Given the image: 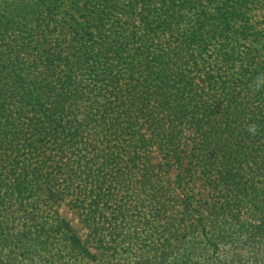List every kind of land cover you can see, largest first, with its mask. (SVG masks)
<instances>
[{
	"label": "trees",
	"instance_id": "trees-1",
	"mask_svg": "<svg viewBox=\"0 0 264 264\" xmlns=\"http://www.w3.org/2000/svg\"><path fill=\"white\" fill-rule=\"evenodd\" d=\"M257 4L0 0V264H264Z\"/></svg>",
	"mask_w": 264,
	"mask_h": 264
},
{
	"label": "rangeland",
	"instance_id": "rangeland-1",
	"mask_svg": "<svg viewBox=\"0 0 264 264\" xmlns=\"http://www.w3.org/2000/svg\"><path fill=\"white\" fill-rule=\"evenodd\" d=\"M254 7L256 8L259 7L258 9L255 10V12H258L256 20L259 22V24H264V15H263L264 6H262L261 4H257ZM60 213L63 217L67 218L71 222L73 228L78 232V234L83 239L87 238L88 230L85 227L84 223L81 222V219L77 216V214H75L72 210H70L66 206L60 207Z\"/></svg>",
	"mask_w": 264,
	"mask_h": 264
},
{
	"label": "clouds",
	"instance_id": "clouds-1",
	"mask_svg": "<svg viewBox=\"0 0 264 264\" xmlns=\"http://www.w3.org/2000/svg\"><path fill=\"white\" fill-rule=\"evenodd\" d=\"M247 131L252 134V135H255L256 132H257V125L255 124H250L247 126Z\"/></svg>",
	"mask_w": 264,
	"mask_h": 264
}]
</instances>
